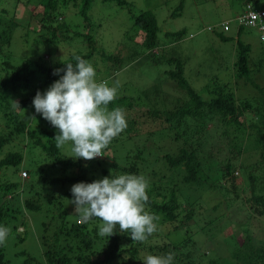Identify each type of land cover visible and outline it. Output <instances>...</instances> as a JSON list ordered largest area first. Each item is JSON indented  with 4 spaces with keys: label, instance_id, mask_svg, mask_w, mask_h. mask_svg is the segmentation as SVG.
I'll return each mask as SVG.
<instances>
[{
    "label": "trees",
    "instance_id": "1",
    "mask_svg": "<svg viewBox=\"0 0 264 264\" xmlns=\"http://www.w3.org/2000/svg\"><path fill=\"white\" fill-rule=\"evenodd\" d=\"M3 1L0 0V75L2 70L9 67L12 68V74L0 79V118L7 123L5 131L0 129V152L9 141L17 139L18 142L0 159V169L21 171L26 166L29 177L23 183L11 180L9 176L4 181L0 177V225L13 226L14 231L18 220H23V224L26 222L23 219L24 209L41 212L51 218L47 224L43 222L41 261L31 255L21 264H143L146 255L168 252L174 253L173 264H206L208 253L203 245H199L202 238L205 239L204 244L209 241L213 246L218 243L231 249L227 256L220 260L210 259L208 264H264V236L262 239L255 238L252 222H249L253 218L262 223L264 233V221L260 219L264 216V85L256 82L251 66L254 63L264 75V58L253 60L250 55L251 44L241 38L237 42L235 83L243 80V84H252L258 92H252L244 98L236 97L231 85L235 78L227 83L215 78L206 84L201 93L185 77L182 60L170 58L168 61L174 62L175 68L168 73L177 83L182 100L175 106H168L165 100L162 105H158L148 89L143 90L140 101L118 94L109 108L121 107L125 110L127 128L102 151L104 156L91 161L73 159L72 155L63 154L66 145L56 148L54 139H50L54 130L46 127L47 121L42 116L35 115L40 126L25 124L10 99L18 97L22 106L32 105L37 90L59 79V76L52 74L55 68H64L63 63L75 64L73 54L89 61L93 67L103 65V68L111 71V75H116L126 64L125 61H129L131 55L109 53L105 46L96 42L95 33L92 32L96 22L92 21V15L89 14L94 5L116 2L124 8L127 4L133 21V28L128 31V35L134 40L140 32L144 34L141 46L147 49L148 57L154 62H160L155 51L158 47V20L151 11L135 14L128 0H34L43 7V17L39 27L30 28L10 17L9 9L1 8ZM18 1L15 0L13 4L16 6ZM23 1L27 3L30 0ZM184 1L176 7L173 15L180 14ZM238 1L246 8L250 4L254 10L261 12L258 22L264 25V0ZM67 14L73 15L74 24H70L67 16L60 21L59 16ZM86 26L89 30L81 31L80 28ZM248 27L240 24L239 31ZM71 28L77 30V37H66ZM22 29L25 30V41L31 40L29 36L34 35V42L48 45L51 49V42L58 45L65 40L75 45L76 50L70 52L68 59L56 63L42 61L36 65L32 64L33 59L27 57L20 64H13L9 57L17 44L16 33ZM208 29L214 30L213 27ZM184 33L185 30H181L167 34L182 36ZM220 34L226 39L224 33ZM139 55L136 50L131 59ZM110 78L102 80L110 82ZM3 99H6V105L1 106ZM150 101L153 107L148 104ZM137 106L142 107L138 110ZM215 120L222 125L221 129L209 127ZM12 121H16L14 126ZM150 122L156 128L141 135L150 128ZM212 134L216 136L215 139L217 136L225 138L226 143L221 144L220 150H215L216 141L210 144L212 138L209 135ZM141 137L145 138L140 146L138 138ZM119 143L129 146L123 155L113 150ZM24 146H30L33 152ZM38 147L43 153L34 159V149ZM36 162L37 171L43 172L34 179ZM126 173L143 175L149 180L146 211L159 217L156 221L157 231L143 242L132 241L128 232L119 230V225L114 235L99 236L98 229L102 221L93 218L87 223H78V215L69 201L72 198L70 189L75 183H91L105 176ZM241 182L244 183L240 185ZM213 193L229 199V207L235 206L239 211L244 220L237 222L236 227H244V233L239 234L243 236L241 241L235 235L236 232L220 233L226 225H231L228 215L221 216L225 218L223 229L219 225L212 227L213 223L218 222V217L211 219L207 215L205 209L208 206L204 197ZM46 198L47 210L43 205ZM166 226H171V234L168 233L167 237L172 240L152 242L166 235ZM21 232L28 233L26 230ZM20 233L18 236L22 240L24 238ZM173 233L183 235L179 242L176 241L178 238H171ZM198 233L199 237L196 236ZM224 240L232 245L224 244ZM148 241L151 242L147 245ZM0 264H9L5 245H0Z\"/></svg>",
    "mask_w": 264,
    "mask_h": 264
},
{
    "label": "rangeland",
    "instance_id": "2",
    "mask_svg": "<svg viewBox=\"0 0 264 264\" xmlns=\"http://www.w3.org/2000/svg\"><path fill=\"white\" fill-rule=\"evenodd\" d=\"M14 1L15 0H5L1 2V8H8L10 11L9 16L15 18L16 21H20L22 25H28L30 28L39 27L43 17V7L34 0H30L27 3L20 0L16 6L13 4ZM182 1L183 0H128L135 14L147 10L151 11L156 16L159 24V31L158 47L155 51L158 54L160 62H154L151 57H148L146 52L147 49L144 46H141V42L144 38L142 32H140L134 40L129 37L128 31L132 30L133 21L130 18L131 14L128 10L129 6L127 4L124 8L116 2L107 4L99 3L94 5L91 11H89V14L92 15V21L94 23L96 22V25L93 27L95 30H92V32L95 33L94 37L96 42L101 46H105L109 53H122L124 56L131 55L129 61H125L126 64L116 72V75L113 73L111 75V71L107 70L106 67L103 68V65L94 67L97 81L99 82L103 78L109 79L111 75L110 82L108 80V83L115 85L116 81H119L120 87L118 89V94L120 95H128L133 97L135 101H140L143 90L148 89L150 90L149 93L152 95L153 101H156L158 105H162L165 100L168 106H175L179 100H182V97L180 96L182 94L177 88L175 80L169 76L168 72L175 68V63H170L168 59L179 58L184 63L185 77L193 87L201 93L205 90L204 87L206 84L215 78H219L221 83H227L230 79L235 78L233 81L234 83L232 82L231 85L236 97L241 96V98H244L252 92H258V89L252 84L250 86L243 84V80H239L238 83H235L237 68L234 63L238 51L237 42L240 38L251 44L252 51L250 55L253 60L256 61L257 59L264 58V44L261 39L260 31L255 27L244 28L241 32L239 31V14L243 10V4L238 0H185L180 14L173 15L176 7ZM64 16L69 17L70 24L73 23L71 18L73 15L68 14L59 16L60 21L65 19ZM223 23H226L225 26H223ZM208 27H213L214 30H209ZM80 29L81 31H84L85 29L87 31L89 30V27H81ZM181 30H185V33L182 36L167 34L169 32H178ZM76 31L77 30L71 28V32L68 33L66 37H77ZM220 32L224 33L226 39L221 37ZM24 33V29L16 33L15 37L17 44H15L14 49H12V55L9 57V61L13 64H20L22 60L27 57L33 59L34 62L32 64L36 65L38 62L42 61H45L46 63H56L62 59H68L70 52L76 50L75 45L69 44L64 40L61 41V43L59 42L60 44L58 45H56L55 42H51L50 46L53 48H51L52 53H50L51 49L48 45H39L33 41L34 35L29 36L31 40L25 41L23 37ZM61 37H64V35ZM135 41H138V43ZM136 50L143 57L140 58L139 55L135 59H131ZM251 66L254 70V78H256V82L260 85H264V75L257 70L254 63H252ZM8 74H12V68L10 67L5 71L2 70L0 79L6 77ZM51 84L44 85L39 90L43 92ZM36 90L37 88L34 91ZM5 101L6 99H3L1 106L6 105ZM14 102H18L20 108ZM10 103L13 105V108L18 111L22 122L33 127L40 124L36 119L29 118L36 115L35 109L32 105L22 106L20 98L18 97H12ZM148 104L152 107L154 106L151 101ZM137 107L139 110L142 106ZM15 122L16 121H12L13 126L15 125ZM151 123L152 122H150V124ZM49 124V122H46V127L54 130V133L52 134L53 136L50 138L54 139L57 134V129ZM6 125V120L0 118V129H4L5 131ZM141 127L142 129H146L143 126H140V128ZM209 127L221 129L222 125L215 120L209 124ZM155 128V124L152 123L149 129H146L143 132L141 130V135L144 136L146 133L152 132ZM213 133H215V131ZM209 136L213 139H210V144L211 142L216 141L215 150H220L221 144L226 143L224 142L225 138L222 136H217L216 139V136L213 134ZM144 138L145 137L138 138L140 146L144 142ZM15 142H18V140L13 139V141H9V143L5 145L4 150L0 152V159L12 149ZM123 144L124 143H119L113 147L116 154L123 155L125 151H127L126 149L129 148V146ZM69 146L71 145L66 144L62 151L66 156L72 155ZM24 148L29 152H33V149L30 148V146H24ZM34 150L36 153L33 158L37 159L40 153H43V150L41 147ZM237 158L238 157H236V159ZM151 160H153V158ZM36 163L37 164H35L36 166L34 167L36 170L33 175L34 179H37V175L40 172H43L37 171L38 162ZM43 164L45 163L43 162ZM26 169V166L25 169H22L21 171H15L11 168H2L0 169V177L3 181L10 178L14 181L20 180L23 183L25 178L29 177ZM243 183L244 182H241L240 185ZM46 188L54 189L52 186H47ZM248 195L249 192L246 193V196ZM23 198L25 199V195ZM204 199L206 201L205 204L208 206V208L205 209L207 215H209L211 219L218 217V222L213 223L212 227L215 228L219 225L223 229L225 218H221V216L228 215L231 217V225H226L223 230L221 229L222 232L220 233L223 235L228 232H236L235 235H237L241 241L243 236L239 234L244 233V227L242 229H237L236 227L237 222H244V220L237 208L235 206L229 207V199L220 196V194H206ZM47 200L48 198L43 200V205L46 210L48 209ZM23 211V219H25L26 222L23 224V220L21 222L18 220L14 231L12 228L13 226L8 227L11 229V233L7 238L5 246L9 264H21L25 258L31 255L36 257L39 261H41L42 258L41 253L43 245L41 239L43 236V222L47 224L51 218L45 216L41 212H30L28 209H24ZM260 219H263L264 221V216ZM76 221L78 223L80 222L79 217ZM249 222H252V234L255 238L262 239L264 236V233L262 232V223L258 222L256 219L253 220V218ZM53 223L56 224V221H53ZM170 229L171 226L164 227V234L166 235L159 237V241L158 239L151 241L162 242V239H170L167 237ZM23 230H26L28 233H20V231ZM18 233H20L24 239L21 240ZM199 235L200 234L198 233L196 236L199 237ZM180 237H183L181 233H173L171 235V238H178V240H176L178 242L181 240ZM218 237H220V234ZM203 240L205 241L203 238L199 241V245H203V249L208 253V257L205 261L206 264L210 262V259L219 258L220 260L221 257L227 256L231 250L230 247L227 248V245L219 246V244L216 243V245L213 246L212 242H209L208 240V242H205L204 244ZM151 241H148L146 244L148 245ZM222 242L224 244L232 245L225 240Z\"/></svg>",
    "mask_w": 264,
    "mask_h": 264
},
{
    "label": "clouds",
    "instance_id": "3",
    "mask_svg": "<svg viewBox=\"0 0 264 264\" xmlns=\"http://www.w3.org/2000/svg\"><path fill=\"white\" fill-rule=\"evenodd\" d=\"M249 27L257 28L262 39L264 30L258 26ZM72 59L75 64L62 62L64 68L53 70L52 74L59 79L45 91L37 90L32 106L36 114L57 129L54 137L57 149L70 144L71 158L91 161L104 156L102 151L127 128L126 114L121 107L109 109L110 103L117 98L119 81L114 86H110L108 81L98 82L89 61L76 54ZM14 103L20 108L18 102ZM29 118L35 119V116ZM148 188L149 180L143 175H111L91 183L73 184L69 201L80 222L87 223L93 218L102 221L99 236L114 235L119 225V230L128 232L132 241L143 242L157 231L156 221L159 219L146 211ZM10 233V228L0 225V245L6 244ZM173 261L174 253L168 252L146 255L143 264H173Z\"/></svg>",
    "mask_w": 264,
    "mask_h": 264
},
{
    "label": "built area",
    "instance_id": "4",
    "mask_svg": "<svg viewBox=\"0 0 264 264\" xmlns=\"http://www.w3.org/2000/svg\"><path fill=\"white\" fill-rule=\"evenodd\" d=\"M261 12L254 10L253 7L248 4L247 8H245L244 13L239 16V21L243 25L247 26H258L263 31L264 25L259 24L258 19L260 17ZM262 39L264 40V32L262 33Z\"/></svg>",
    "mask_w": 264,
    "mask_h": 264
}]
</instances>
